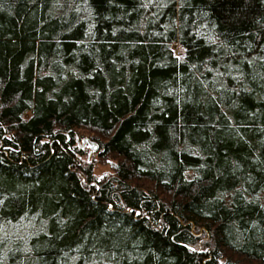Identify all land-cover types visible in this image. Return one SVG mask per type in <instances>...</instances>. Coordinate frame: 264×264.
Here are the masks:
<instances>
[{
    "label": "trees",
    "instance_id": "16d2710c",
    "mask_svg": "<svg viewBox=\"0 0 264 264\" xmlns=\"http://www.w3.org/2000/svg\"><path fill=\"white\" fill-rule=\"evenodd\" d=\"M0 264H264V0H0Z\"/></svg>",
    "mask_w": 264,
    "mask_h": 264
},
{
    "label": "rangeland",
    "instance_id": "374dc122",
    "mask_svg": "<svg viewBox=\"0 0 264 264\" xmlns=\"http://www.w3.org/2000/svg\"><path fill=\"white\" fill-rule=\"evenodd\" d=\"M176 51L177 54H180V49L178 48L177 45H174L173 47ZM80 137V146L84 148L86 151V154L83 156V160L86 162H93L94 163V173L97 177V179H101L103 177H108L112 175L113 169H112V163L110 162L107 165H102L97 162V151L94 152L93 149L88 145V143H83L84 138H89L87 135L79 136ZM92 141V140H91Z\"/></svg>",
    "mask_w": 264,
    "mask_h": 264
},
{
    "label": "water",
    "instance_id": "95a60500",
    "mask_svg": "<svg viewBox=\"0 0 264 264\" xmlns=\"http://www.w3.org/2000/svg\"><path fill=\"white\" fill-rule=\"evenodd\" d=\"M83 143H88V145L93 149L94 152H96L99 148L98 144L94 141H91L89 138H84Z\"/></svg>",
    "mask_w": 264,
    "mask_h": 264
}]
</instances>
